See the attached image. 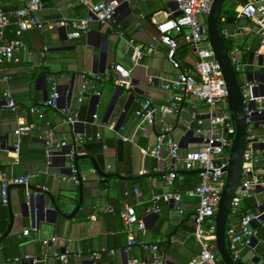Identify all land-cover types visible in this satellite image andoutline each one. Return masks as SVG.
Listing matches in <instances>:
<instances>
[{
    "label": "crops",
    "instance_id": "crops-1",
    "mask_svg": "<svg viewBox=\"0 0 264 264\" xmlns=\"http://www.w3.org/2000/svg\"><path fill=\"white\" fill-rule=\"evenodd\" d=\"M1 1L7 11L15 13L27 0ZM101 1L104 0H90V4ZM117 1L121 6L118 16L110 25L100 26L92 23L89 32L78 39L69 38V34L73 32L72 27L59 28L57 23L85 19L88 15L87 7L78 0L45 1L43 10L37 14L44 28L31 29L21 37L29 52L20 51L17 54V64H3V72L10 76V79L0 80V173L8 177L28 176L30 185L48 190L54 196L59 209L69 218H64L56 212L46 215L50 201L44 205L38 198L33 199L34 210L28 204L29 210L24 211L22 203L26 198L29 201L30 191L24 188L11 189L9 204L15 221L7 237L2 239L5 234H0V264H21L27 258L36 264H63L53 258L55 254H63L66 250L72 254L66 264H128L132 260L151 263L152 250L142 248L141 243L159 245V256H163L168 264H189L201 251L200 244L193 235V219L198 200L184 196L179 206L177 203L163 202L157 206L153 202L156 195L186 192L198 184L199 175L179 174L178 178L171 181L169 173L172 159L165 154L158 160L144 153L145 149L154 145L163 122L158 120L153 127L142 128L138 126L136 117L138 104L145 98H151L158 104H166L168 93L164 91L163 85L175 79L177 72L169 63L163 45L158 44L156 52L144 56L140 65H136L131 59V49L125 42L126 39L134 38L141 44L154 43L158 31L152 17L162 11L172 12V0ZM234 5L236 7V4ZM140 14L145 17L140 18ZM233 14L224 25L229 31L235 26L247 25L246 20L238 21ZM163 18V15L156 17L158 21ZM16 30L14 17L4 35L0 34V46L6 41L16 39ZM226 40L230 42L233 55L241 56L247 63L246 73L249 79L256 78L257 69L252 49L258 44L257 38L251 35L240 41ZM45 52L46 56L43 57ZM178 57L187 66H193L197 61V55L184 44L180 45ZM116 65L130 71L133 87L130 90L124 89L116 108L108 116L119 88L113 82L96 85L82 76L90 72L105 74L111 72ZM53 83H57L59 87L60 107L71 106L81 112V123L76 126L64 124L57 111L47 112L48 119L56 127V138L59 142L72 145V138L76 134L101 133L103 141L81 147L78 150L79 156H92L101 169L111 175L159 176L142 177L139 180H121L116 176L105 179L97 173L90 159H83L78 163L82 179L81 193L80 185H75L71 180V163L65 158L68 148L55 147L49 165L45 154L44 136L37 129L23 138L19 160L16 161L15 131L21 119L26 125L41 124L36 117L28 113V109L45 100ZM96 88L101 92L99 97L93 95ZM81 94L83 102L79 103ZM9 96L15 100L17 111L5 108ZM194 113L207 124L208 107L196 99L182 103L177 115L170 119L174 128L173 136L181 142L183 152L195 148L197 142L194 134L188 130L189 127H197L193 120ZM94 115H97V119L93 118ZM110 124L115 125L116 129H108ZM118 133L132 138L133 141H122ZM104 144L108 149H104ZM165 173L167 174L164 175ZM135 189L142 193L141 198L134 195ZM126 192H129L130 196H126ZM81 198L82 204L76 212ZM257 200H264V193H260L256 198L244 200L243 209H252L247 203L252 202L254 205ZM126 204L134 206L138 217L146 222L145 230L136 233L140 244L129 249L128 238L123 232L124 226L120 218ZM109 206L113 207L114 211L109 212ZM8 207L9 227L11 221ZM154 207L159 208V213L148 212ZM39 214L43 216L41 220L36 221L33 216ZM230 222L238 225V218L231 217ZM25 231H29L28 236L24 234ZM52 237L65 241L45 247L42 242ZM103 250H114L115 254H104L100 260L92 258L95 253ZM79 252L83 254L82 258L74 256ZM241 254L240 264H264V234L258 236L253 247L242 248ZM14 259H21L22 262L15 263ZM217 264L224 263L219 259Z\"/></svg>",
    "mask_w": 264,
    "mask_h": 264
},
{
    "label": "built area",
    "instance_id": "built-area-1",
    "mask_svg": "<svg viewBox=\"0 0 264 264\" xmlns=\"http://www.w3.org/2000/svg\"><path fill=\"white\" fill-rule=\"evenodd\" d=\"M45 1L52 0H27L22 8L12 13L5 9L0 0V34L4 35L14 17L17 24V38L6 41L0 46V80L8 81L10 79V76L5 75L2 69L5 62L17 64L19 62L17 54L20 51L29 52L28 47L21 40L23 33L31 29L41 30L44 28V24L37 14L43 10ZM78 1L87 7V17L79 21L64 20L57 23L59 28H73V32L69 34L70 39H78L83 34H87L92 23H97L100 26L110 25L118 16L121 6L117 0H104L94 5L90 4V0ZM141 1L151 2L154 0ZM231 1L236 4L235 19L246 20L247 25L235 26L232 31H229L224 26L228 22V18L222 16L220 19L221 35L225 39L234 41L244 40L253 35L258 40V44L252 49L253 61L257 69L256 78L249 79L246 73L247 63L241 56H234L232 53V62L241 82L247 124L243 171L231 211V217L238 218V225L230 222L227 229L229 251L233 259L239 262L242 257L241 249L253 247L259 236L258 229L264 230V200H257L253 209H243L244 200L256 198L260 193H264V0ZM213 2L214 0H172L174 6L172 12L162 11L152 17V22L158 31V37L154 43L145 45L138 43L134 38L125 40L131 49V59L136 65H140L144 56L156 52L158 44L163 45L166 48L169 63L177 72L175 79L163 85L164 91L168 93L166 104H158L151 98H145L138 104L136 117L138 126L142 128L153 127L158 120L163 122L160 132L155 137L154 145L145 149L144 153L158 160L162 159L165 154L172 159L169 174L171 181L177 178L179 171H201L198 174L199 184L195 188L186 192L164 193L153 198V202L157 206L161 202L181 203L184 196L198 200L193 219V235L200 244L201 251L191 259L189 264H217L220 259L216 242V216L226 186L224 170L229 163L230 150L236 132L233 114L229 108V93L223 72L208 39L207 18ZM159 15L164 16L163 20L156 19ZM144 17V14H140V18ZM181 44L187 45L197 55V61L193 66H187L178 57ZM45 56L46 52L43 54V57ZM82 77L88 78L96 85L113 82L121 89L130 90L133 87L130 71L120 65H116L111 72L105 74L90 72ZM93 95L99 97L100 90L96 88ZM8 98L9 101L5 108L17 111L18 106L15 100L11 96ZM60 99L59 87L57 83H53L47 98L28 109V113L36 117L41 124L26 125L25 121L21 119V123L15 131L17 136L14 146L16 161L19 160L18 154L21 151L23 138L29 136L32 130L37 129L44 136L46 158L49 165L54 156L55 147L68 148L65 158L71 163V180L75 185H80L78 167L75 164L76 156L80 154L78 150L96 141H103V135L84 132L76 134L72 138V145L59 142L56 138V127L47 117L49 110L57 111L66 125L76 126L81 123L80 110L73 109L71 106L61 108ZM191 99H196L208 107L209 119L206 124L199 119L196 113L193 114V120L197 127H189L188 130L194 134L197 142L195 148L183 152L181 142L173 136L174 128L170 119L177 115L182 103ZM78 102H83V94L80 95ZM93 118L97 119V115H94ZM108 129L115 130L116 128L115 125L110 124ZM118 136L122 141H133L126 135L118 133ZM103 147L108 149L106 144ZM0 184L1 202L4 207H8L10 187L29 185L30 178L28 176L8 177L0 173ZM133 192L136 197L141 198L142 193L138 189ZM125 195L130 196V193L126 192ZM107 210L114 211L111 206ZM159 211L158 207L148 210L149 213L156 214ZM120 218L124 226L123 232L128 238V249L140 244L136 233L145 230V219L139 218L135 207L130 204L124 205ZM24 234L28 236L29 231H25ZM60 241L65 240L52 237L44 240L42 244L49 247ZM141 247L152 250V262L132 260L128 264H168L163 256H159V245L141 243ZM104 254L114 256L115 251L103 250L95 253L92 258L100 260ZM71 255L66 250L63 254H55L53 259L66 264ZM74 256L82 258L83 254L79 252ZM14 262L21 263L22 260L14 259Z\"/></svg>",
    "mask_w": 264,
    "mask_h": 264
},
{
    "label": "water",
    "instance_id": "water-1",
    "mask_svg": "<svg viewBox=\"0 0 264 264\" xmlns=\"http://www.w3.org/2000/svg\"><path fill=\"white\" fill-rule=\"evenodd\" d=\"M228 0H214L210 14L207 18V31H208V39L211 44L212 50L214 52L215 58L218 61V63L221 66L223 76L226 82V87L229 93V108L230 111L233 114V119L235 123V135H234V141L232 148L230 150V157L228 160V165L225 168L226 173V186L221 198V202L219 205V210L216 216V242L217 247L220 255V259L224 264H240V262H237L233 259L229 248H228V242H227V229L230 223L231 219V211L232 206L234 202V198L236 196L237 189L240 184L241 175L243 171V155L246 149V136H247V124H246V115H245V104L242 96V90H241V82L240 79L236 73L235 67L232 62V52L227 48L225 44V38L221 35V23L220 19L223 15V6ZM124 89L119 88L115 94V97L112 101V104L108 111V116L114 111L116 108V105L119 101V98L123 95ZM47 98V97H46ZM45 98V99H46ZM83 159H90L93 162V165L95 167V170L97 173L105 178L109 179L112 176H116L117 178L121 180H139L142 177H157L159 175H141L139 177H123L120 175H111L106 173L101 169L99 164L95 161V159L92 156L89 155H78L75 159V164L78 167V177L80 180V191L82 193V184H81V176L79 172V166L78 163L80 160ZM201 171H179V174L182 175H197ZM165 173L164 175H166ZM170 174V173H169ZM13 188H24L30 191L29 201L27 198L22 203L24 211L27 212L29 210L30 206L34 208L33 205V199H37L45 205L47 201H50L48 204L49 211H46V215L50 212H56L57 214L61 215L64 218H67V215H64L62 211L59 209L58 204L54 198L53 195L50 194L48 190H45L44 188L38 189L33 187L32 185H15L11 186L9 193L11 189ZM29 202V203H28ZM82 204V198L80 200V204L76 210V212L79 210L80 206ZM179 206L180 204L177 203ZM9 207V213H10V225L8 227L7 232L2 237L4 239L7 237L14 224V214L11 208V205H8ZM74 213V215L76 214ZM43 214L35 215L33 216L36 221L41 220ZM73 216H71L72 218ZM48 218V217H47ZM69 218V217H68ZM21 264H36L33 260H25Z\"/></svg>",
    "mask_w": 264,
    "mask_h": 264
},
{
    "label": "trees",
    "instance_id": "trees-1",
    "mask_svg": "<svg viewBox=\"0 0 264 264\" xmlns=\"http://www.w3.org/2000/svg\"><path fill=\"white\" fill-rule=\"evenodd\" d=\"M234 12V11H233ZM233 14V13H232ZM232 14H230V13H223V16L224 15H227V18H231V16H232ZM234 15V14H233ZM233 17V16H232ZM17 31V30H16ZM16 31H15V34H16ZM225 44H226V46H227V48L230 50L231 49V45H230V42L229 41H227L226 39H225ZM231 51V50H230ZM45 154H46V149H45ZM180 175H178L177 176V178L179 177ZM199 181H200V177H199ZM198 184H199V182H198ZM198 184H196L194 187H192V188H190V189H193V188H195ZM187 190H189V189H187ZM186 191V190H185ZM253 203L251 202V203H247V205H248V207H250L251 208V206H252V209H253V206L254 205H252ZM7 219H8V210H7V207H3V205H1L0 206V225H2L1 227H0V234H5L6 232H7V229H8V223H7ZM258 231H259V235H262V234H264V230H262V229H258Z\"/></svg>",
    "mask_w": 264,
    "mask_h": 264
},
{
    "label": "rangeland",
    "instance_id": "rangeland-1",
    "mask_svg": "<svg viewBox=\"0 0 264 264\" xmlns=\"http://www.w3.org/2000/svg\"><path fill=\"white\" fill-rule=\"evenodd\" d=\"M234 9H235V5L231 0H228L223 6V12L224 13L228 12V13L232 14Z\"/></svg>",
    "mask_w": 264,
    "mask_h": 264
}]
</instances>
